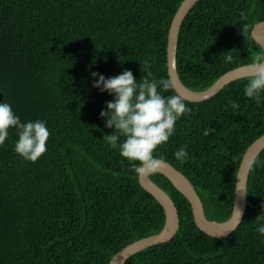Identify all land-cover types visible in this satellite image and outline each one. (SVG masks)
Masks as SVG:
<instances>
[{"label":"trees","instance_id":"16d2710c","mask_svg":"<svg viewBox=\"0 0 264 264\" xmlns=\"http://www.w3.org/2000/svg\"><path fill=\"white\" fill-rule=\"evenodd\" d=\"M183 1L0 0V102L11 103L22 121L45 119L51 131L49 150L37 162L15 152V129L0 146V264H110L130 243L163 229L162 204L103 140L115 129L100 113L114 96L93 87L98 77L91 73L111 77L131 69L138 80L170 78L169 31ZM261 21L264 0H199L179 35L184 84L204 90L252 64L264 54L252 36ZM251 77L209 99H187L192 112L159 149L192 182L211 220L232 215L244 154L264 135V103L244 94ZM209 127L215 131L205 135ZM184 145L189 157L180 163L174 153ZM257 161H264V149L250 169L244 218L224 237L198 225L190 201L168 177L151 175L176 203L179 229L125 264H264V238L256 230L264 166Z\"/></svg>","mask_w":264,"mask_h":264},{"label":"clouds","instance_id":"9594fccd","mask_svg":"<svg viewBox=\"0 0 264 264\" xmlns=\"http://www.w3.org/2000/svg\"><path fill=\"white\" fill-rule=\"evenodd\" d=\"M147 63L143 61L142 67ZM251 68L253 75L244 86V94L261 104L264 103V54L254 59ZM91 75L98 77L93 80V87L114 96L100 115L106 118V127L115 131L106 133L103 140L127 158L138 178L160 173L167 166L160 147L175 135L177 122L192 112L186 97L179 93L165 94L175 87L169 77L150 79L146 75L138 80L131 69L111 77L99 72ZM232 105L239 107L236 101ZM11 129L18 135L15 152L25 160L37 162L49 150L48 122L45 119L22 121L12 104L3 100L0 102V146L5 145ZM214 131L209 127L205 135ZM174 156L184 163L189 157L188 146L177 149ZM257 163L264 166V161ZM236 211L240 219L242 211L237 207ZM256 220L261 221L256 230L264 238V212Z\"/></svg>","mask_w":264,"mask_h":264},{"label":"water","instance_id":"95a60500","mask_svg":"<svg viewBox=\"0 0 264 264\" xmlns=\"http://www.w3.org/2000/svg\"><path fill=\"white\" fill-rule=\"evenodd\" d=\"M198 1L199 0H184L182 2L172 20L168 40V71L170 78L174 82V88L177 93L182 94L186 99L191 101H203L209 99L232 81L253 75L251 68L252 64H246L229 70L220 76L210 87L204 90H193L184 84L177 67L179 35L186 16ZM252 36L264 49V21L258 22L254 25ZM263 149L264 135L256 139L244 154L238 172L233 212L232 215L224 221L211 220L207 217L199 193L189 178L174 165L167 161V166L160 173L168 177L174 186L188 198L192 205L193 214L198 225L210 235L224 237L231 234L240 225L244 218L248 205L247 186L250 169ZM140 182L142 186L152 193L164 207L166 213L165 225L160 232L143 237L124 247L114 255L110 264H125L130 257L145 248L172 240L179 229L180 215L177 205L172 197L151 178V175L140 178ZM236 207L238 210L242 211L240 219L237 215Z\"/></svg>","mask_w":264,"mask_h":264},{"label":"rangeland","instance_id":"374dc122","mask_svg":"<svg viewBox=\"0 0 264 264\" xmlns=\"http://www.w3.org/2000/svg\"><path fill=\"white\" fill-rule=\"evenodd\" d=\"M261 137V136H260ZM250 147V146H249ZM247 151V150H246ZM246 153V152H245ZM113 259V258H112Z\"/></svg>","mask_w":264,"mask_h":264}]
</instances>
